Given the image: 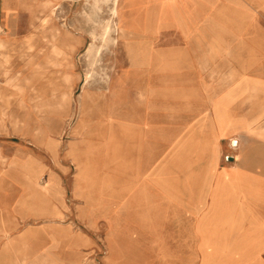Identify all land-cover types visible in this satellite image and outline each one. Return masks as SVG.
I'll return each mask as SVG.
<instances>
[{"label": "crops", "instance_id": "1", "mask_svg": "<svg viewBox=\"0 0 264 264\" xmlns=\"http://www.w3.org/2000/svg\"><path fill=\"white\" fill-rule=\"evenodd\" d=\"M119 4L130 65L85 83L67 138L0 137V264H102L107 217L104 264H264V0ZM21 10L0 0V73L37 41ZM37 88L57 116L73 84Z\"/></svg>", "mask_w": 264, "mask_h": 264}, {"label": "rangeland", "instance_id": "2", "mask_svg": "<svg viewBox=\"0 0 264 264\" xmlns=\"http://www.w3.org/2000/svg\"><path fill=\"white\" fill-rule=\"evenodd\" d=\"M18 1L21 2L23 10L17 15L19 21L17 32L36 34L38 38L33 42V52L27 54L23 63H11L13 68L24 71L23 74L0 73V137L14 136L23 141H31L34 140L36 131L42 129L58 132L60 138L65 140L78 116V104L85 87L86 73L89 70L92 73L88 84L90 87L107 89L108 81H112L130 65L125 44L120 38L116 44L108 42V45L101 49L99 58L97 57L98 63L92 65L96 46L102 44L100 34L103 25L111 17L110 2L107 4L105 0ZM118 12L120 14V8ZM256 13L258 11H251L252 15ZM30 67L37 68V71L30 73ZM20 76L25 78L26 84L23 88L5 89L8 77L18 80ZM68 81L73 84L69 101L65 99L60 103L56 111L58 115L53 116L49 104L51 91L40 90L37 87L41 82ZM59 93L60 98L66 94L61 90ZM231 143L234 145L232 141ZM126 221L129 219L102 218V264L105 263V257L110 251L107 231L116 226L120 227L121 223L124 224Z\"/></svg>", "mask_w": 264, "mask_h": 264}, {"label": "bare ground", "instance_id": "3", "mask_svg": "<svg viewBox=\"0 0 264 264\" xmlns=\"http://www.w3.org/2000/svg\"><path fill=\"white\" fill-rule=\"evenodd\" d=\"M96 1V0H95ZM111 3L110 6V13H111V17L106 20V23L103 25L102 28V32L100 34L101 40H102V44L99 46H96L95 49V60L92 62V65H94L97 62V57L101 52V49H103V47L108 43V42H113V44L117 43V37L116 34L118 33L119 27L118 24L116 22V18L118 16V4H119V0H105ZM100 18V17H99ZM104 18V17H103ZM119 35V33H118ZM124 37V36H123ZM94 44V43H93ZM91 45V44H90ZM108 45V44H107ZM107 48V47H106ZM91 49V48H90ZM54 51H56V48L53 49ZM94 55V53H92ZM90 55V54H89ZM100 56V55H99ZM99 58V57H98ZM1 61V59H0ZM90 62V63H91ZM89 63V64H90ZM98 63V62H97ZM92 78V73L90 72V70L86 73V77H85V83L90 82ZM69 82V81H68ZM70 83V82H69ZM40 111V110H39Z\"/></svg>", "mask_w": 264, "mask_h": 264}]
</instances>
